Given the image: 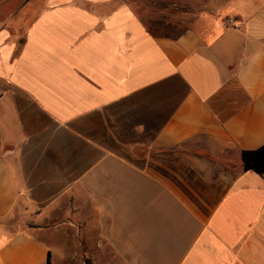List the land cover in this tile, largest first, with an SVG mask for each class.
Masks as SVG:
<instances>
[{"label": "crops", "instance_id": "obj_1", "mask_svg": "<svg viewBox=\"0 0 264 264\" xmlns=\"http://www.w3.org/2000/svg\"><path fill=\"white\" fill-rule=\"evenodd\" d=\"M174 2L0 0V264H264V0Z\"/></svg>", "mask_w": 264, "mask_h": 264}, {"label": "rangeland", "instance_id": "obj_2", "mask_svg": "<svg viewBox=\"0 0 264 264\" xmlns=\"http://www.w3.org/2000/svg\"><path fill=\"white\" fill-rule=\"evenodd\" d=\"M172 1H176L174 2L176 6H172L171 10L169 9V11H165V13H159L160 11H155L156 13H153L152 20H154L148 24L153 30L167 35H176L190 23L183 12L186 11L187 8L191 9V5L183 3L182 0Z\"/></svg>", "mask_w": 264, "mask_h": 264}, {"label": "built area", "instance_id": "obj_3", "mask_svg": "<svg viewBox=\"0 0 264 264\" xmlns=\"http://www.w3.org/2000/svg\"><path fill=\"white\" fill-rule=\"evenodd\" d=\"M226 24H228V25H231L232 24L233 25V20H230V19L229 20H226Z\"/></svg>", "mask_w": 264, "mask_h": 264}, {"label": "trees", "instance_id": "obj_4", "mask_svg": "<svg viewBox=\"0 0 264 264\" xmlns=\"http://www.w3.org/2000/svg\"><path fill=\"white\" fill-rule=\"evenodd\" d=\"M48 264H49V262H48Z\"/></svg>", "mask_w": 264, "mask_h": 264}]
</instances>
